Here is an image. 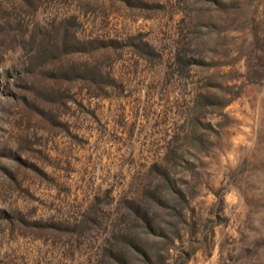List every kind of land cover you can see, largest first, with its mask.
Returning <instances> with one entry per match:
<instances>
[{
  "label": "rangeland",
  "instance_id": "374dc122",
  "mask_svg": "<svg viewBox=\"0 0 264 264\" xmlns=\"http://www.w3.org/2000/svg\"><path fill=\"white\" fill-rule=\"evenodd\" d=\"M0 264H264V0H0Z\"/></svg>",
  "mask_w": 264,
  "mask_h": 264
}]
</instances>
